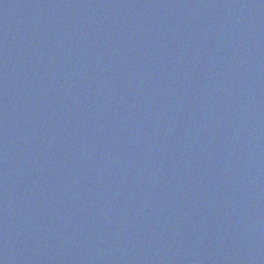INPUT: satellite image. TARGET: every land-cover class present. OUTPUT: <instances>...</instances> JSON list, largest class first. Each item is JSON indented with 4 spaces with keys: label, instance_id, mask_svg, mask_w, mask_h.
Returning a JSON list of instances; mask_svg holds the SVG:
<instances>
[{
    "label": "water",
    "instance_id": "obj_1",
    "mask_svg": "<svg viewBox=\"0 0 264 264\" xmlns=\"http://www.w3.org/2000/svg\"><path fill=\"white\" fill-rule=\"evenodd\" d=\"M0 264H264V0H0Z\"/></svg>",
    "mask_w": 264,
    "mask_h": 264
}]
</instances>
